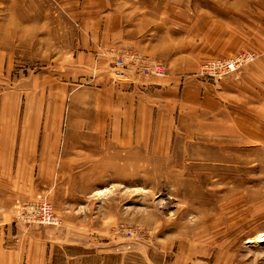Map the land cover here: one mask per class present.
<instances>
[{
    "label": "rangeland",
    "instance_id": "1",
    "mask_svg": "<svg viewBox=\"0 0 264 264\" xmlns=\"http://www.w3.org/2000/svg\"><path fill=\"white\" fill-rule=\"evenodd\" d=\"M52 1L0 0V45L13 48L0 67V123L41 124L48 145L12 206L43 241L34 264H264V0H124L165 20L177 7V51L199 61L188 76L218 85L249 70L239 100L197 118L177 108L171 133L156 123L125 131L114 109L123 72L161 77V61L114 52L108 73L93 67L88 82L72 63L51 68L78 38ZM227 59L232 72L212 66ZM151 63L163 73L144 72ZM42 203L49 223L36 221Z\"/></svg>",
    "mask_w": 264,
    "mask_h": 264
},
{
    "label": "crops",
    "instance_id": "2",
    "mask_svg": "<svg viewBox=\"0 0 264 264\" xmlns=\"http://www.w3.org/2000/svg\"><path fill=\"white\" fill-rule=\"evenodd\" d=\"M52 3L59 8L58 17L68 23L69 20L75 21L78 29L76 49L71 54L62 51L57 56L58 65L55 68L52 66V69L60 67L62 71L69 70L72 63L81 71L90 72L89 78L83 76L88 82L94 77L93 67L96 72L108 73L112 54L126 50L137 51L164 63L167 69L164 76L137 75L126 69L121 77L125 81L115 84L112 93L116 94L118 102L114 109L123 112L118 115V124L124 125L125 131L134 129L133 126L141 132L148 131L149 125L156 123L159 131L171 133L177 120V108H189L191 118H197L200 108L205 113L209 109H222L223 112L227 100H239L236 92L241 82L238 79L247 75L249 70L246 71V68L238 79L226 78L218 85L188 76L197 68L199 61L191 59V52L177 51L176 6H173L174 13L165 20L166 15L160 11L153 18L143 9L134 13L132 3L124 0H53ZM11 49L1 43L0 67L5 65L6 52ZM48 72L51 81L61 80L64 83L71 77L65 73L57 74L54 70ZM153 117L157 120L153 121ZM41 131H44L41 124L0 123V264H34L33 253L40 247L39 233L30 225L25 227V224L16 221L12 206L16 195H20L17 189L23 183L19 177L30 173L34 163L45 162L41 160L39 146L42 149L48 145L38 140ZM53 147L50 146V149ZM39 253H44L42 247Z\"/></svg>",
    "mask_w": 264,
    "mask_h": 264
},
{
    "label": "built area",
    "instance_id": "3",
    "mask_svg": "<svg viewBox=\"0 0 264 264\" xmlns=\"http://www.w3.org/2000/svg\"><path fill=\"white\" fill-rule=\"evenodd\" d=\"M139 58L140 57L136 55V57L134 59L138 60ZM117 62L120 63L121 61H117ZM212 66L215 68L216 67L217 68L222 67V70L220 72L226 73V72L234 71L237 68L238 63L236 61H233L232 59H227L223 62V64L217 63V64L212 65ZM142 69L146 73H152V74H156V75H161L163 73L162 68L158 63H151L150 65L142 67ZM39 208H41V209L39 210L38 220H36V221L38 222L40 219L43 223L51 222L53 217H52L51 209L49 208V206L45 203H42Z\"/></svg>",
    "mask_w": 264,
    "mask_h": 264
}]
</instances>
